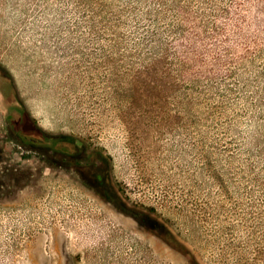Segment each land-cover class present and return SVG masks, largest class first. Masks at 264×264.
I'll return each instance as SVG.
<instances>
[{
    "label": "rangeland",
    "instance_id": "374dc122",
    "mask_svg": "<svg viewBox=\"0 0 264 264\" xmlns=\"http://www.w3.org/2000/svg\"><path fill=\"white\" fill-rule=\"evenodd\" d=\"M0 264H264V0H0Z\"/></svg>",
    "mask_w": 264,
    "mask_h": 264
},
{
    "label": "flooded vegetation",
    "instance_id": "af4514ba",
    "mask_svg": "<svg viewBox=\"0 0 264 264\" xmlns=\"http://www.w3.org/2000/svg\"><path fill=\"white\" fill-rule=\"evenodd\" d=\"M31 138H35V137H32V136H30ZM37 138V137H36Z\"/></svg>",
    "mask_w": 264,
    "mask_h": 264
}]
</instances>
